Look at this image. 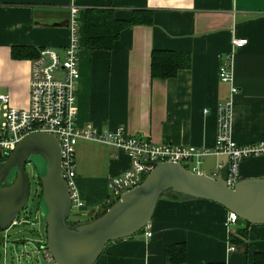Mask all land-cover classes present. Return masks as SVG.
I'll return each instance as SVG.
<instances>
[{
    "label": "crops",
    "instance_id": "1",
    "mask_svg": "<svg viewBox=\"0 0 264 264\" xmlns=\"http://www.w3.org/2000/svg\"><path fill=\"white\" fill-rule=\"evenodd\" d=\"M107 2L115 19L129 20L131 10H147L151 24L122 30L109 51L85 50L83 10ZM71 8L81 45L78 126L142 133L153 143L211 147L216 105L229 101L231 139L238 144L264 140V0H0V93L15 108L27 106L29 51L66 46ZM239 39L246 43L236 49L232 41ZM154 50L187 53L190 65L172 78H151L149 54ZM226 56L230 80L222 82L217 67ZM209 156L212 164H202L197 172L220 171L223 177L225 167L216 165L225 164L226 157ZM74 164L73 185L82 202L74 213L81 216H69L67 222L84 223L107 208L109 179L131 161L116 147L78 139ZM262 177L264 155L239 159L238 179ZM226 213L210 200L161 194L146 226L105 244L92 264H166L164 247L176 243L185 246L183 264H253L256 253L264 254V223L225 226ZM37 223L36 231L28 236L18 231L16 239H8L6 229L0 232V264H47L45 226ZM229 246L234 249L228 251Z\"/></svg>",
    "mask_w": 264,
    "mask_h": 264
},
{
    "label": "water",
    "instance_id": "2",
    "mask_svg": "<svg viewBox=\"0 0 264 264\" xmlns=\"http://www.w3.org/2000/svg\"><path fill=\"white\" fill-rule=\"evenodd\" d=\"M31 155H38L40 161H32ZM30 161L31 174L39 183L36 207L45 226L44 249L56 264H92L105 244L143 229L166 191L213 201L233 212L237 225L264 223V177L238 179L230 185L220 171L206 175L177 162H157L140 183L120 193L101 214L70 227L68 217L81 214L71 212L58 143L49 133L33 132L22 137L0 161V231L9 227L26 204L29 180L24 166ZM24 223L28 222L21 225Z\"/></svg>",
    "mask_w": 264,
    "mask_h": 264
},
{
    "label": "built area",
    "instance_id": "3",
    "mask_svg": "<svg viewBox=\"0 0 264 264\" xmlns=\"http://www.w3.org/2000/svg\"><path fill=\"white\" fill-rule=\"evenodd\" d=\"M67 27L69 38L66 46L60 51L42 48L29 59L25 108H15L10 105L8 95L0 93V161L25 135L33 132L51 134L59 146L61 175L68 186L71 208L82 207V202L73 185L74 149L78 139L116 147L122 150L131 161L128 169L109 179L107 187L112 196L109 202H113L120 193L140 183L157 162H177L188 170L197 172L196 166L204 157L223 155L226 157L225 164L218 162L216 167L218 170L225 167L222 178L227 184L232 185L238 180L239 159L264 155V140L238 144L231 139L229 101L216 105L215 132L211 147L153 143L142 133L127 134L121 130L102 131L90 123L83 127L77 126L75 91L79 77L78 51L81 45L79 21L75 9L71 8L68 11ZM245 43V39L233 40L232 46L237 49ZM217 76L222 82L230 80L229 56L219 61ZM235 92L236 88L231 86L230 93ZM25 212L26 215L30 214L27 210ZM236 221L237 216L227 211L224 225H234ZM18 223L19 220L14 218L10 225ZM143 234L150 236L149 231H144ZM233 249V246L228 247V251ZM45 257L47 264H56L47 251Z\"/></svg>",
    "mask_w": 264,
    "mask_h": 264
},
{
    "label": "trees",
    "instance_id": "4",
    "mask_svg": "<svg viewBox=\"0 0 264 264\" xmlns=\"http://www.w3.org/2000/svg\"><path fill=\"white\" fill-rule=\"evenodd\" d=\"M151 17L152 14L150 11L131 10L129 20H117L113 17V8L109 2L102 8L85 9L83 10L82 18V47L88 51H109L122 30L132 25H150ZM16 49L17 48H12V51H14L12 52L13 56H17L15 53ZM36 53L37 51H29L30 55L33 54L32 56H35ZM189 65L190 56L187 53L154 50L150 51L149 54V74L151 78H172L179 69L188 68ZM37 185L39 186L38 181ZM39 192L37 198L39 197ZM164 193L185 197L170 191ZM68 225L74 227L69 223ZM164 258L166 264H183L185 261L184 244L176 243L173 245H166L164 247ZM253 264H264V254L256 253L253 256Z\"/></svg>",
    "mask_w": 264,
    "mask_h": 264
},
{
    "label": "rangeland",
    "instance_id": "5",
    "mask_svg": "<svg viewBox=\"0 0 264 264\" xmlns=\"http://www.w3.org/2000/svg\"><path fill=\"white\" fill-rule=\"evenodd\" d=\"M78 126V125H77ZM5 158V157H4ZM3 158V159H4ZM31 160L36 162V161H40V158L38 157V155H31L30 156ZM2 159V160H3ZM212 159L210 156H206L204 157L203 159H201L199 161V165H197V170L200 171L202 169V164L203 165H211L212 163ZM1 160V161H2ZM32 161H30L29 163H25V171L28 175V180H29V194H28V198H27V201H26V204L25 206L18 212V214L16 215V219L19 220V223L17 225H9V227L6 228V231H8L11 235H9V238L8 239H11L12 236H13V239H16L17 237H19L18 235V231L21 232V233H24L25 236H28L30 235V230L31 229H35L34 231L37 230V225L38 223L37 222H43V219L40 215V212H39V209L37 210L36 209V205H37V195L34 197L33 196V192L35 190V187L38 186L37 185V180H36V177L32 176L31 172L33 171V164H32ZM185 165V163H182ZM29 170V171H28ZM39 192V187H38V191ZM108 193H109V196L110 198L112 197L111 196V192L110 190L108 189ZM166 194V193H164ZM162 194V195H164ZM75 207V206H73ZM80 208H71V212H76L78 211ZM31 211L32 213L29 214V215H26L25 211ZM37 210V211H36ZM25 218V219H23ZM39 220V221H37ZM23 221H27L28 223L26 224H23L21 225V223ZM70 225H73V226H76L80 223H77V222H69ZM0 232H3V231H0ZM11 241V240H10ZM2 256V254H1ZM8 257V255H7ZM8 264V262H7ZM46 264V263H45Z\"/></svg>",
    "mask_w": 264,
    "mask_h": 264
},
{
    "label": "flooded vegetation",
    "instance_id": "6",
    "mask_svg": "<svg viewBox=\"0 0 264 264\" xmlns=\"http://www.w3.org/2000/svg\"><path fill=\"white\" fill-rule=\"evenodd\" d=\"M29 188H30V186H29ZM37 191H38V186L35 187V190L33 192V195H36L38 193Z\"/></svg>",
    "mask_w": 264,
    "mask_h": 264
}]
</instances>
